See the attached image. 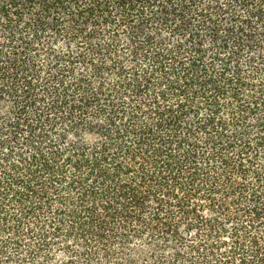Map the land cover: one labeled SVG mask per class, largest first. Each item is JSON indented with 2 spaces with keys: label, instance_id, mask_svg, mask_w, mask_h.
Here are the masks:
<instances>
[{
  "label": "trees",
  "instance_id": "16d2710c",
  "mask_svg": "<svg viewBox=\"0 0 264 264\" xmlns=\"http://www.w3.org/2000/svg\"><path fill=\"white\" fill-rule=\"evenodd\" d=\"M0 264H264V0H0Z\"/></svg>",
  "mask_w": 264,
  "mask_h": 264
}]
</instances>
